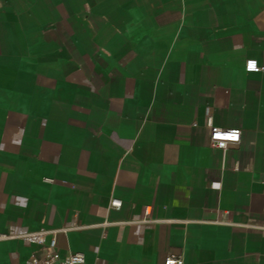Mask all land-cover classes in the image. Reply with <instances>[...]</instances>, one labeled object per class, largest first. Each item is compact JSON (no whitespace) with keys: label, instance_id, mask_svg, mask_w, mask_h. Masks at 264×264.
I'll return each instance as SVG.
<instances>
[{"label":"crops","instance_id":"1","mask_svg":"<svg viewBox=\"0 0 264 264\" xmlns=\"http://www.w3.org/2000/svg\"><path fill=\"white\" fill-rule=\"evenodd\" d=\"M249 58L264 0H0V264L41 256L34 231L84 264H264Z\"/></svg>","mask_w":264,"mask_h":264},{"label":"built area","instance_id":"2","mask_svg":"<svg viewBox=\"0 0 264 264\" xmlns=\"http://www.w3.org/2000/svg\"><path fill=\"white\" fill-rule=\"evenodd\" d=\"M244 69L248 72H259L264 70L253 58H249L244 62ZM205 125L209 130L210 145L220 149H226L229 145H236L241 136V131L238 128H222L213 124L211 116L206 115ZM111 205L119 206L120 201L111 200ZM144 213L149 214V208L145 207ZM48 235L49 238H48ZM4 235H0V238ZM22 240L32 243L45 245L44 253L39 256H31L21 263L14 264H84V255L81 252H73L68 256L62 257L56 250L55 234L47 231L27 232L19 235ZM163 264H184L182 254H168L163 261Z\"/></svg>","mask_w":264,"mask_h":264}]
</instances>
